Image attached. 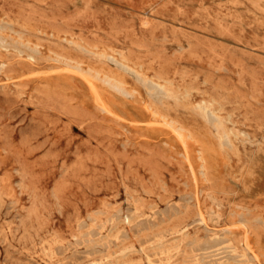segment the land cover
I'll list each match as a JSON object with an SVG mask.
<instances>
[{"label":"rangeland","instance_id":"rangeland-1","mask_svg":"<svg viewBox=\"0 0 264 264\" xmlns=\"http://www.w3.org/2000/svg\"><path fill=\"white\" fill-rule=\"evenodd\" d=\"M0 264H264V0H0Z\"/></svg>","mask_w":264,"mask_h":264},{"label":"bare ground","instance_id":"bare-ground-1","mask_svg":"<svg viewBox=\"0 0 264 264\" xmlns=\"http://www.w3.org/2000/svg\"><path fill=\"white\" fill-rule=\"evenodd\" d=\"M76 67H78V68H80L81 69V67L79 66V65H75ZM89 68V67H88ZM90 70H91V68H89ZM93 70V69H92ZM87 71V70H86ZM94 73H96V72H94ZM85 74H87V73H85ZM89 74H90V72H89ZM98 74H99V72H97L96 74H93V76H94V79H96V77L98 76ZM89 77L91 76V74L90 75H88ZM104 76V75H103ZM93 78V77H92ZM91 78V79H92ZM103 78V80L105 81V82H107L110 86H112L113 88H115L116 89V91L118 90V91H122V92H125V88H124V85H122V82H120V81H118V80H116V79H114L113 77H110V76H105V77H102ZM101 78V79H102ZM99 79V78H98ZM101 79H99V80H101ZM92 81V80H91ZM95 83V82H94ZM154 88H157V86L154 84V86H153ZM156 94H157V92H159L160 93V90L159 89H156ZM210 113V112H209ZM214 119H215V117H214ZM170 125H173V128L176 130V132H175V134L177 133L178 134V136L180 135L181 137H182V135H183V132L176 126V128H175V124H170ZM182 129V128H181ZM183 137H184V135H183ZM181 139V138H180ZM202 220V219H201ZM205 222V221H204Z\"/></svg>","mask_w":264,"mask_h":264}]
</instances>
